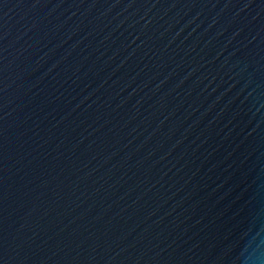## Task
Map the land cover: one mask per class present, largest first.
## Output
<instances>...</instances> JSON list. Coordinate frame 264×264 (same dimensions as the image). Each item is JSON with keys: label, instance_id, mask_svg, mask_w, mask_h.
I'll return each instance as SVG.
<instances>
[{"label": "water", "instance_id": "1", "mask_svg": "<svg viewBox=\"0 0 264 264\" xmlns=\"http://www.w3.org/2000/svg\"><path fill=\"white\" fill-rule=\"evenodd\" d=\"M0 264H264V0H0Z\"/></svg>", "mask_w": 264, "mask_h": 264}]
</instances>
